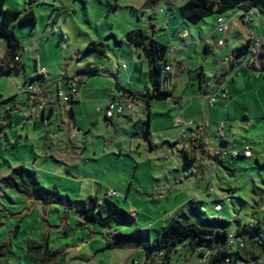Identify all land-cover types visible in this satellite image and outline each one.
I'll return each instance as SVG.
<instances>
[{"label": "rangeland", "instance_id": "374dc122", "mask_svg": "<svg viewBox=\"0 0 264 264\" xmlns=\"http://www.w3.org/2000/svg\"><path fill=\"white\" fill-rule=\"evenodd\" d=\"M184 2L6 0L5 7L21 15L31 10L35 21L14 22L23 67L0 77V124L12 115L11 124L0 130V244L5 248L0 264H144L141 247L107 249L106 244L115 233L136 229H148L154 239L174 219L203 225V217L213 218L226 222L232 234L258 224L264 236V77L245 68L246 53L231 57L247 37L264 40V16L255 10L246 26L233 8L191 23L179 12ZM220 18L229 28L225 34L215 32ZM138 29L174 49L166 57L171 70L162 82L169 96L151 97L147 60L125 42L126 34ZM110 33L121 45L105 39ZM179 33H186L183 40ZM91 41L104 43L105 51L84 55ZM5 48L0 36V59ZM91 63L99 65L97 75L81 72ZM42 68L47 72L43 88L52 97L68 95L72 84L78 89L72 103L54 105L47 127L34 119L24 124L25 85ZM124 90L134 92L137 106L105 119L110 92ZM211 94L213 105L206 101ZM203 135L206 146L198 140ZM246 147L250 158L219 154ZM20 166L62 196L107 197L133 219L100 227L62 205L44 206L4 187L1 180ZM168 264L205 262L185 239ZM236 264H264L256 230L248 231Z\"/></svg>", "mask_w": 264, "mask_h": 264}, {"label": "trees", "instance_id": "16d2710c", "mask_svg": "<svg viewBox=\"0 0 264 264\" xmlns=\"http://www.w3.org/2000/svg\"><path fill=\"white\" fill-rule=\"evenodd\" d=\"M5 4L6 0H0V36L6 41L5 51L0 59V77L12 73L14 68L18 71L23 67L20 61H15V58L21 54V47L14 33V22L17 21L23 24L35 21V16L31 10L21 15L19 11L6 8ZM233 8L239 9L242 20L244 14H251L252 12L254 14L255 10H258L264 16V0H186L179 7V12L184 20L198 23L213 14H222ZM110 38H113L117 45H121V41H118L111 33L105 37V39ZM256 40L261 41V39L256 38L247 39L245 44L233 49L232 56L246 53L244 59L248 58L252 54L250 50L252 41ZM125 42L128 45L141 49L147 60L148 70L146 77L152 89L151 97L157 98L160 95L169 96L170 92L161 89L163 79L166 76V74H162V71L164 66L167 65V45L151 39L140 29L128 32L125 36ZM262 47L263 43L257 56L259 66L260 64L262 65L261 69L256 70L254 64L249 67L264 77V60L263 62L260 61L264 57L261 53ZM105 49L106 45L104 43L91 41L86 45L83 54L91 55L104 52ZM98 71V66L89 64L81 72L91 76ZM130 95L135 97L132 93ZM72 102L73 100L70 101V103ZM147 105L149 107L148 102ZM10 117L11 114L7 113L4 116V120L10 119ZM4 127V124H0V130ZM185 156L189 159L187 155ZM1 183L6 188L16 189L20 193L34 197L44 206L62 205L72 211L79 219L89 224H95L100 227H105L111 223L124 225L130 219H133L131 213L107 197L101 200H97L96 198L73 200L67 196H62L55 187L45 188L39 183L36 172L27 170L23 166L13 169L10 175L1 180ZM218 221L213 218L203 217V225H195L187 223L184 220L174 219L168 228L158 231V235L154 239L151 238L148 229H136L130 233L117 232L113 235L112 241L106 244V248L141 247L146 255L144 264H149V260L153 261V257L157 253L162 254L159 264H168L177 244L188 239L189 246L196 253L199 247H203L209 252L204 261L205 264H236L240 251L245 248V241L249 230L251 232L256 230L257 240L264 247V236H262L258 224L245 226L242 231L233 233L244 239L243 247L239 248L237 246L233 247L228 243L227 239L229 234L232 233H229L225 228L226 222ZM4 250V245L0 244V256ZM197 254L200 258L204 255L203 253Z\"/></svg>", "mask_w": 264, "mask_h": 264}, {"label": "built area", "instance_id": "2783aa9c", "mask_svg": "<svg viewBox=\"0 0 264 264\" xmlns=\"http://www.w3.org/2000/svg\"><path fill=\"white\" fill-rule=\"evenodd\" d=\"M253 12L250 14H244L242 23L246 26H249L251 23ZM217 28L215 32L217 34H225L228 32L229 28L228 25L223 21V19H219L217 22ZM186 36V33H179L178 37L179 39L183 40ZM218 46H221L223 42L221 40L217 41L216 43ZM262 42L260 40L252 41V45L250 46V50L252 54L247 58H245L242 61V64H247V65H252L255 63H258L257 56L259 54V51L261 49ZM174 50V49H173ZM172 49L170 51L167 50V56L172 54L174 51ZM20 57H16L15 61H19ZM171 70L169 65H165L162 71V74H167ZM46 70L45 69H40L37 70V75L31 80V84H26L25 85V92L28 94V99H27V117L24 119V124L28 122L29 119H34L39 123H42L44 126L49 124V119L45 116L47 113L54 108L55 104L58 105H65L66 103H70V101L73 99V97L76 95L78 89L74 87L72 84L69 87V94L65 95L63 93L58 92L55 97H52L50 92L48 90H45L43 88V84L45 83V75H46ZM207 85H210V82H207ZM218 89V88H216ZM121 94L117 93L114 94L113 92H110L108 99H107V105L106 108L103 111L104 117L106 119H112L114 116L121 115L124 111V107L127 106L129 109H133L137 106V102L135 101H130L126 102L124 100H121ZM206 101L210 104L213 105L215 103V100L213 98V94L208 95L206 97ZM97 112H101V110H97ZM26 122V123H25ZM0 123L2 121L0 120ZM180 124V122H178ZM221 126V125H220ZM76 132H74L75 135ZM71 136V133H70ZM76 136V135H75ZM221 136V134L217 135ZM220 155L226 156L230 155L231 157H239L243 156L244 158H250L252 156V153L250 151V148L246 147L243 149V151L239 150H231V151H226L225 149H221L219 152ZM114 192L108 193L110 196H114ZM221 206L217 205L215 206V211H220ZM228 243L233 246V247H239L242 248L244 245V239L236 234H229V237L227 239ZM197 253H203L204 255L202 256V261L204 262L207 255L208 251L205 250L203 247H199L197 250ZM162 254L157 253L156 256L153 257V261H148L149 264H159L161 261ZM228 262V260H226Z\"/></svg>", "mask_w": 264, "mask_h": 264}, {"label": "crops", "instance_id": "0c3cea01", "mask_svg": "<svg viewBox=\"0 0 264 264\" xmlns=\"http://www.w3.org/2000/svg\"><path fill=\"white\" fill-rule=\"evenodd\" d=\"M186 1V0H185ZM165 28V27H164ZM154 39V38H153ZM247 39H250L249 37H247ZM154 40H156V41H158V42H160V43H162V44H164L163 42H161V41H159V40H157V39H154ZM261 42L263 43V47H262V50H261V53L264 55V40H261ZM168 56H170V55H168ZM231 57H233V60H235L234 59V57L235 56H231ZM263 60H264V57H263V59H260V61L261 62H263ZM20 62H21V60H20ZM234 63H233V66H237V67H239V64H237L235 61H233ZM92 64V63H91ZM93 65H96V64H94L93 63ZM241 65V64H240ZM96 66H98L99 67V65H96ZM245 66V65H244ZM255 67V66H254ZM261 67H262V65L260 64V66L259 67H255L256 68V70H258V69H261ZM100 68V67H99ZM232 68H235V67H232ZM245 68L246 69H250V67L249 66H245ZM99 73V71L98 72H96L95 74H93V75H97ZM93 75H91V76H93ZM263 77V76H262ZM146 81H147V77H146ZM148 82V81H147ZM150 85V84H149ZM151 87V86H150ZM161 89L162 90H165V89H163L162 88V85H161ZM130 93H132V94H134V92L133 91H131V90H125V92L123 93L122 92V94H121V97L123 98V100H125L124 98H127V99H130L131 101L133 100L132 98H134L133 96H131L130 95ZM72 108V107H71ZM56 112H55V108H52V110H50V112L49 113H47L45 116L49 119V124H50V122H51V120L53 119V117H54V114H55ZM12 116V115H11ZM103 116H104V114H103ZM105 118V117H104ZM106 119V118H105ZM4 122L5 123H3L4 124V126H6L7 124H11V117H10V119H8V120H4ZM73 122L74 123H76L75 122V120H73ZM35 124V123H34ZM49 124L48 125H46L45 127H47V126H49ZM59 130H61V129H59ZM205 135H203V137L201 138V136H200V139H198L199 140V142L202 144V146L205 144ZM224 139V137L222 136V138H221V140H223ZM222 143L225 145V144H227V143H225V142H223L222 141ZM205 146H206V144H205ZM235 150V149H234ZM50 151V150H49ZM192 159V158H191Z\"/></svg>", "mask_w": 264, "mask_h": 264}]
</instances>
